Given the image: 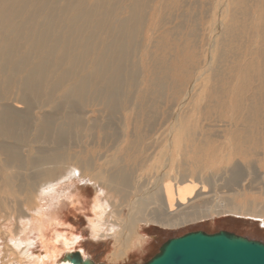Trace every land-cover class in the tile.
Listing matches in <instances>:
<instances>
[{"label": "bare ground", "instance_id": "1", "mask_svg": "<svg viewBox=\"0 0 264 264\" xmlns=\"http://www.w3.org/2000/svg\"><path fill=\"white\" fill-rule=\"evenodd\" d=\"M149 2L0 0V234L2 226L15 225L13 233L7 229V246H0V264L5 254L8 264H73L78 248L83 260L93 261L80 248L85 237L59 218V207L86 218L90 241L113 240L110 258L118 262L143 250L141 225L198 222L209 216L208 187L237 196L249 178L251 186L258 181L238 163L224 167L220 180L203 177L198 158H247L258 144L231 136L209 152L211 139L199 132L197 117L207 88L223 92L219 83L236 95L233 110L247 111L248 120L261 117L264 78L249 106L243 100L260 66L252 59L237 61L230 73L226 68L237 58L241 34L255 29L264 41V0H217L229 20L212 19L217 34L179 81L171 77L172 60L154 54L159 44L152 50L153 41L144 44ZM247 38L248 54L261 58L263 50ZM165 103L169 109L161 112ZM88 108L100 114L92 124ZM74 145L77 151L69 154ZM104 147L106 155L91 152ZM148 168L149 176H137ZM223 201L215 213L259 219L264 226L263 215Z\"/></svg>", "mask_w": 264, "mask_h": 264}, {"label": "rangeland", "instance_id": "2", "mask_svg": "<svg viewBox=\"0 0 264 264\" xmlns=\"http://www.w3.org/2000/svg\"><path fill=\"white\" fill-rule=\"evenodd\" d=\"M259 1L261 0H256V2ZM149 4L150 8L145 21L146 25L143 37L144 44L146 46L148 42L153 41L154 43L150 45L151 50L154 49L153 46L155 44H159L156 49L160 46L163 47L161 51L154 49V54L172 60L170 74L174 81H179L182 76L185 75L189 62L193 61L195 56V60L199 59L196 54L197 51L201 48L203 50L206 47L209 38H211L213 34H217L216 30L212 29V19L216 17L217 23H220L227 22L229 17H227L226 14L221 13V8L219 3H217V0H150ZM256 6L257 4L253 5V10H256ZM184 17L187 18V21L182 23ZM178 26L180 28L178 32L175 33L174 29ZM255 31L257 30L252 29L249 31V34H241L240 37L236 39V42L234 43V49H236V51L233 58L236 56L237 58L232 63H228L227 67L229 68H226L230 73L232 67L237 61H240L241 63L242 61L252 63V59H254V65L260 66V75H258L255 80L253 79L250 84L249 92L243 95V100L248 106L251 101H253L252 95L255 96L256 94L261 93L256 90L261 89L260 87H262V85L260 82L261 79L264 78L261 77L264 71V41H261L262 37L256 35L257 33ZM248 36L249 38L255 39L258 48L260 47L263 50L261 58L257 55L252 57V55L248 54ZM233 58H230V61ZM203 60V58L200 59L201 62H203ZM202 79L204 81L207 80V76L204 75ZM218 87H220L223 92L220 90L216 92L209 91V88H207L205 90L206 100L198 102V110L202 114L197 117L198 129L202 135L208 136L211 139L210 142L212 145L208 148L209 152L217 150V146L225 143L231 138V136L234 137L233 140H236L235 137L254 140L258 146L256 147V150L253 151V154L247 158L244 155L242 156L243 158L235 157L229 161H226L225 158L217 159L212 155L206 156L205 159L198 158V161H202V168L205 169L206 177H203L205 179L207 178V180L212 179L213 177H216V180H220L224 167H230L238 163L245 170L251 168V171L258 175V181L251 186L249 184L251 178H249V181L243 183L246 185L245 191H242L241 194L237 196H233V193L229 194V191L226 192V189L220 187L217 189L221 191L211 193V188L208 187V191L205 194L208 204L205 209L209 211V216L198 222L188 223L174 228L162 227L154 223H152L150 227H145L144 224L141 225L146 229L142 230V234L146 236L144 243L145 249L143 248L140 252L138 251L137 254L128 252L127 256L122 260H118V262H113L110 258L114 249L113 240L107 243L90 241L86 218L79 216L78 214H73V212L66 211V209H63L62 211L59 207L57 209L59 218L65 220V224L76 226L75 229H77V231L74 233L75 236L78 235L80 237H85V240L81 241L80 245L82 247L80 246V248L86 249L87 253L92 256L95 264H147L160 253V249L167 242L195 232H203L210 235L218 234L220 232H228L251 241L264 243L263 221L249 217H239L233 214L219 215L214 211L216 203L224 200L223 205L235 204L253 210L256 215L264 216V102L261 117L259 119L248 120L245 117L247 111L240 110L238 112L233 110L231 104H233L236 95H232V91H229L231 88L226 89L224 85H220V83ZM169 93L170 91L168 90V94ZM262 98L264 99V96ZM176 101L177 98L175 102ZM177 103L180 104L181 100H178ZM168 104L169 103H165L164 106H160V111L164 112L167 108L169 109V106H167ZM171 106L172 105H170V107ZM87 110L88 113H92L88 115L90 124L99 120L100 114L96 109L88 108ZM162 116L164 117V115ZM231 116H235L234 121H232ZM225 121H227V124ZM128 123L130 124L129 126L131 130L132 120H128ZM92 134H96V131ZM154 137L156 138L157 136ZM154 137L149 141L152 142ZM149 141L148 143H151ZM74 148L75 145L73 146V149ZM108 150V147H104V149L97 148L91 152H93V155L95 156H98V154H100L99 156H103L104 154H107ZM76 151L77 149H74V151L72 150L69 154H74ZM152 151H147V154ZM147 154L145 153V155ZM151 172L152 168H148L142 170L139 174L137 173V176H149ZM217 185L221 186V182H218ZM89 187V195L92 197L93 193H95V189L93 186ZM43 203H45L44 200ZM125 212L127 213V210ZM68 217H70V219ZM14 226L15 225H12V227H7V225H4V227L2 226L3 233L0 234V246L2 248L7 246V232L11 229V232L13 233ZM151 244L152 247L150 246ZM78 249L74 253H77ZM39 251L41 250L39 249ZM8 260L9 256L8 254H5V260L3 263L8 264Z\"/></svg>", "mask_w": 264, "mask_h": 264}, {"label": "water", "instance_id": "3", "mask_svg": "<svg viewBox=\"0 0 264 264\" xmlns=\"http://www.w3.org/2000/svg\"><path fill=\"white\" fill-rule=\"evenodd\" d=\"M73 264H95L80 253L70 256ZM147 264H264V243L228 232H195L172 239Z\"/></svg>", "mask_w": 264, "mask_h": 264}]
</instances>
